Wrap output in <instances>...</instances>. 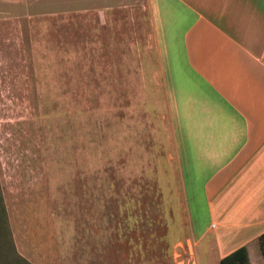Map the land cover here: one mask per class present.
Masks as SVG:
<instances>
[{
    "label": "rangeland",
    "instance_id": "374dc122",
    "mask_svg": "<svg viewBox=\"0 0 264 264\" xmlns=\"http://www.w3.org/2000/svg\"><path fill=\"white\" fill-rule=\"evenodd\" d=\"M178 191L149 0H0L2 241L21 264H206Z\"/></svg>",
    "mask_w": 264,
    "mask_h": 264
},
{
    "label": "crops",
    "instance_id": "0c3cea01",
    "mask_svg": "<svg viewBox=\"0 0 264 264\" xmlns=\"http://www.w3.org/2000/svg\"><path fill=\"white\" fill-rule=\"evenodd\" d=\"M149 3L178 194L219 264L264 232V0Z\"/></svg>",
    "mask_w": 264,
    "mask_h": 264
},
{
    "label": "trees",
    "instance_id": "16d2710c",
    "mask_svg": "<svg viewBox=\"0 0 264 264\" xmlns=\"http://www.w3.org/2000/svg\"><path fill=\"white\" fill-rule=\"evenodd\" d=\"M7 234L5 210L0 195V264H21L26 263L20 255L15 252L12 243H4ZM259 252L264 256V232L257 237ZM219 264H249L247 249L241 245L219 259Z\"/></svg>",
    "mask_w": 264,
    "mask_h": 264
}]
</instances>
